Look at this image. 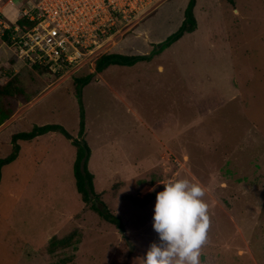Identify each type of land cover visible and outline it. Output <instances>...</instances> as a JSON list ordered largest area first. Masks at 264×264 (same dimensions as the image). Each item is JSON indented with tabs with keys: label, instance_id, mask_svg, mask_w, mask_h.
<instances>
[{
	"label": "rangeland",
	"instance_id": "374dc122",
	"mask_svg": "<svg viewBox=\"0 0 264 264\" xmlns=\"http://www.w3.org/2000/svg\"><path fill=\"white\" fill-rule=\"evenodd\" d=\"M188 1L164 2L107 54H150L181 26ZM194 15V32L131 66L16 74L21 96L0 100L12 112L0 125V159L13 135L62 126L88 144L94 189L121 228L81 202L72 140L50 132L18 142L2 168L0 264H142L158 241L156 192L180 178L199 182L208 204L200 264H264V0H196ZM6 47L0 38L1 84Z\"/></svg>",
	"mask_w": 264,
	"mask_h": 264
},
{
	"label": "built area",
	"instance_id": "2783aa9c",
	"mask_svg": "<svg viewBox=\"0 0 264 264\" xmlns=\"http://www.w3.org/2000/svg\"><path fill=\"white\" fill-rule=\"evenodd\" d=\"M11 1L0 0V38L24 65L60 78L93 67L168 0H26L19 9Z\"/></svg>",
	"mask_w": 264,
	"mask_h": 264
},
{
	"label": "clouds",
	"instance_id": "9594fccd",
	"mask_svg": "<svg viewBox=\"0 0 264 264\" xmlns=\"http://www.w3.org/2000/svg\"><path fill=\"white\" fill-rule=\"evenodd\" d=\"M155 191V187L149 192ZM199 182L169 179L156 192L152 228L158 241L150 244L142 264H200V250L209 227L208 204Z\"/></svg>",
	"mask_w": 264,
	"mask_h": 264
},
{
	"label": "trees",
	"instance_id": "16d2710c",
	"mask_svg": "<svg viewBox=\"0 0 264 264\" xmlns=\"http://www.w3.org/2000/svg\"><path fill=\"white\" fill-rule=\"evenodd\" d=\"M222 1H227L230 4L233 3V0H222ZM195 6H196V0L188 1L187 6L184 10L183 22L181 26L178 28V30L175 33L170 35L165 41H163L162 43L158 44L155 48H153L150 54L135 55V56H127L116 53L105 54L96 60L95 72L97 73L102 72L104 69H106L111 65L131 66L139 61H144L150 58L152 55L162 52L164 49L171 46L174 42H177L184 34L194 32L197 28L196 18L194 15ZM24 23H25L24 20L18 21V25H23ZM25 25H27L28 27L31 26V24L28 23H26ZM4 39L6 38L4 37ZM35 69L39 70L40 72L46 71V69H43L41 67H35ZM7 76L9 77V80L5 84H0V100L3 99L13 100L17 96L18 97L21 96L22 94V90L17 85L19 83V78L17 80L16 78L17 76L12 75L10 73V70ZM90 79H91V75L77 79L78 87L82 88L83 86L89 84ZM11 115H12L11 111H9L5 106L2 107L0 105V125L4 121L9 119ZM79 127H80L79 134L82 136L84 134V128H85L83 113L81 115V121ZM50 132L53 134H62L67 139L72 140V144L75 149V160L73 163V177L75 182V189L81 202L83 204L91 203L94 212L102 216L108 222L114 223L115 225H118L119 228H121L120 226L121 223L119 219L107 209L106 205L100 200L99 194L96 193L94 189L93 174L88 169V161L91 155V151L90 148L88 147V144L86 143L85 140L73 139L66 132V130L60 125L34 126L29 132L17 133L13 135L12 152L7 157L0 159V179H1L2 168L8 165L9 163L13 162L17 158L19 152L18 142L31 141L40 136L49 134ZM95 201H98L101 204L100 208L94 205ZM56 242L54 241V243ZM62 242L63 241H58L56 245L62 244Z\"/></svg>",
	"mask_w": 264,
	"mask_h": 264
},
{
	"label": "crops",
	"instance_id": "0c3cea01",
	"mask_svg": "<svg viewBox=\"0 0 264 264\" xmlns=\"http://www.w3.org/2000/svg\"><path fill=\"white\" fill-rule=\"evenodd\" d=\"M169 1V0H168ZM12 14H10V16H12ZM13 20V16L11 18ZM140 34V33H139ZM6 50V55H7V59L9 60V69L7 70V74L9 73V70H10V73L12 75H16L20 70H24L25 68L26 69H31L29 68L28 66L24 65L21 61L17 60L13 55H12V52L10 49H8L7 47L5 48ZM146 55V54H145ZM9 80V77L7 78ZM6 80L5 83L8 81ZM5 83H2V84H5ZM1 84V83H0ZM44 136V135H43ZM41 137V136H40ZM217 177V176H216ZM213 180V178H212Z\"/></svg>",
	"mask_w": 264,
	"mask_h": 264
}]
</instances>
